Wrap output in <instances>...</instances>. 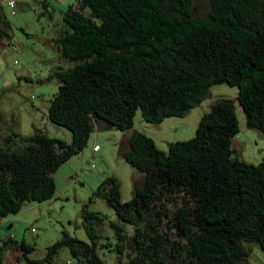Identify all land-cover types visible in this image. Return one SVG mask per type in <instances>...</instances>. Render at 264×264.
<instances>
[{"label": "trees", "instance_id": "obj_1", "mask_svg": "<svg viewBox=\"0 0 264 264\" xmlns=\"http://www.w3.org/2000/svg\"><path fill=\"white\" fill-rule=\"evenodd\" d=\"M3 1L14 14L16 0L12 8V0H0V39L8 40ZM207 2L201 17L194 15L193 0H75L60 12L53 39L58 64L51 73L57 87L46 119L68 137L56 139L40 128L0 133V217L16 213L24 201L52 196V173L80 152L96 120L125 131L138 110L143 121L159 123L182 116L209 86L225 83L237 89L246 127L264 134V0ZM237 131L231 99L211 103L193 136L169 142L166 152L132 131L119 149L140 174L132 196L120 201L113 176L93 192L121 223H109L114 240L98 242L92 223L102 217L84 206L82 217L92 220L85 228L89 242L63 231L44 257L28 261L44 264L66 246L72 264H105L98 243L114 254L113 264H239L248 243L264 252V158L253 164L233 154ZM177 194L180 203L167 212ZM167 217L173 236L157 228ZM31 249L7 237L0 264L7 251L26 258Z\"/></svg>", "mask_w": 264, "mask_h": 264}, {"label": "rangeland", "instance_id": "obj_2", "mask_svg": "<svg viewBox=\"0 0 264 264\" xmlns=\"http://www.w3.org/2000/svg\"><path fill=\"white\" fill-rule=\"evenodd\" d=\"M44 7L40 0H16L15 13L10 14L6 2L1 9L10 23V38L0 39V133L16 131L27 135L40 128L48 136L66 139V130L46 119L49 98L55 92L57 80L51 75L58 64L53 39L61 27L60 12L75 0H47ZM194 15L201 17L208 9L207 0H193ZM15 49H11L9 45ZM237 89L225 83L213 84L207 88L200 102L189 108L182 116H167L159 123H148L141 119L137 110L132 118L131 128L120 131L96 120L80 152L70 156L52 173L54 191L50 198L35 202L24 201L20 209L0 217V244L11 237L23 240L31 246V251L23 257L19 250L7 251L4 264H33L30 259H40L47 247L63 236L89 242L85 228L89 221L82 217V208L98 212L102 219L92 223L98 242L103 236L114 240L110 222L120 223L111 206L103 198L95 196L94 190L105 177H115L119 185L120 201L128 200L133 193L138 171L131 167L120 155L119 149L132 131H139L150 137L162 151L167 144L176 140H186L193 136L201 114L210 104L220 99H231L237 119L238 131L231 140L233 154L249 163H257L264 158V134L246 127L240 106L235 100ZM99 149L92 151V145ZM139 179V178H137ZM181 201L166 204L169 212L175 210ZM94 222V221H93ZM121 224V223H120ZM171 221L162 218L157 228L173 236ZM131 232L130 225L122 224ZM157 230V229H156ZM96 240V241H97ZM98 246L97 254L105 264H113L114 254L107 247ZM247 257L239 264H264V252L256 243L246 244ZM125 252H128L125 249ZM29 260V261H28ZM74 258L66 246L59 248L49 262L44 264H72Z\"/></svg>", "mask_w": 264, "mask_h": 264}, {"label": "built area", "instance_id": "obj_3", "mask_svg": "<svg viewBox=\"0 0 264 264\" xmlns=\"http://www.w3.org/2000/svg\"><path fill=\"white\" fill-rule=\"evenodd\" d=\"M8 4V6L9 7H14V5H13V0L12 1H10L9 3H7ZM99 149V146L97 145V144H93L92 145V151H97Z\"/></svg>", "mask_w": 264, "mask_h": 264}, {"label": "crops", "instance_id": "obj_4", "mask_svg": "<svg viewBox=\"0 0 264 264\" xmlns=\"http://www.w3.org/2000/svg\"><path fill=\"white\" fill-rule=\"evenodd\" d=\"M94 152H96V151H94ZM137 177H140V174H137Z\"/></svg>", "mask_w": 264, "mask_h": 264}]
</instances>
